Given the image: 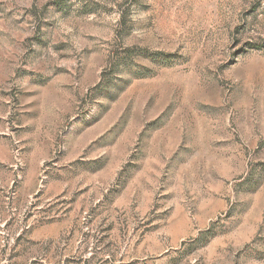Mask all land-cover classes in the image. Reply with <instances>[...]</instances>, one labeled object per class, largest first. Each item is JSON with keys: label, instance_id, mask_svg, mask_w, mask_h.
<instances>
[{"label": "rangeland", "instance_id": "rangeland-1", "mask_svg": "<svg viewBox=\"0 0 264 264\" xmlns=\"http://www.w3.org/2000/svg\"><path fill=\"white\" fill-rule=\"evenodd\" d=\"M0 264H264V0H0Z\"/></svg>", "mask_w": 264, "mask_h": 264}]
</instances>
